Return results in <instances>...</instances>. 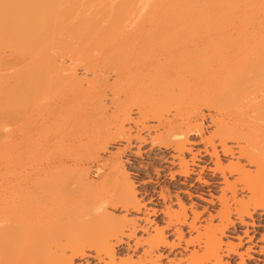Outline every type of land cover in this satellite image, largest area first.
Listing matches in <instances>:
<instances>
[{
  "label": "bare ground",
  "instance_id": "obj_1",
  "mask_svg": "<svg viewBox=\"0 0 264 264\" xmlns=\"http://www.w3.org/2000/svg\"><path fill=\"white\" fill-rule=\"evenodd\" d=\"M128 24L133 25L125 31ZM207 29L212 31H203ZM114 35L98 65L93 49L98 51ZM205 38L212 41L199 46ZM176 39L181 46L175 53L158 52L162 44ZM61 52L73 65L84 64L93 77L86 80L73 65L58 64ZM107 74H112V82ZM49 86L59 89L54 92ZM173 86L188 91V103L176 101L180 94L170 93ZM44 87L54 93L44 94ZM200 106L209 111L213 127L208 134L197 122ZM132 107L138 119L131 116ZM129 122L137 127L139 143L172 150L166 160L178 170H170L171 177L196 172L197 182L214 187L219 181L212 177L209 183L201 173L209 169L212 176L218 174L222 185L217 223L208 213L206 223L198 226V211L191 209L189 220L184 204L178 210L164 206L160 210L164 226L155 224L153 233L143 228L148 236L141 242L135 237L136 219L117 217L109 210L140 209L119 157L110 155L107 163L95 165L110 141L124 139V148H129ZM139 125L147 136L139 134ZM190 134L200 136L202 149L191 152ZM197 151L212 158L213 165L195 170ZM219 151L235 161L223 164ZM184 152L190 153L188 159ZM0 159L1 197L20 191L25 199L23 209L10 204L0 213V264H74L75 257L84 258L85 264H164L169 257L165 250L181 243L184 249L197 245L198 250L167 264H229L220 254L224 251L226 256H239L238 264H246L244 254L249 258L252 247L239 252V237L237 244H225L222 236L233 220L253 226L254 214L256 219L264 215V0H0ZM90 162L95 163L99 180L90 176ZM25 173L32 176L30 182ZM143 189L145 194L155 192ZM238 190L244 195L237 198ZM158 194L165 199L162 190ZM28 207L33 219H52L48 227L45 220L37 222L39 226L45 222L42 228L47 227V233L31 235L30 240L41 237V243L34 237L29 245L48 244L52 255L25 248L26 239L18 232L22 224L12 217L19 212L16 209L24 213ZM21 217L17 219L25 224L33 220ZM180 226L196 230L195 236L185 239ZM165 229L172 230L177 241L167 239ZM131 238L136 248L146 245L142 255L137 260L118 258L115 244L130 248ZM259 241L257 253L264 256V235ZM260 262L264 264V257L252 264Z\"/></svg>",
  "mask_w": 264,
  "mask_h": 264
},
{
  "label": "rangeland",
  "instance_id": "obj_2",
  "mask_svg": "<svg viewBox=\"0 0 264 264\" xmlns=\"http://www.w3.org/2000/svg\"><path fill=\"white\" fill-rule=\"evenodd\" d=\"M130 25H133V24H128L126 26V28H124L125 31L131 29ZM203 31H205V32L207 31L208 32V31H212V30L207 29V30H203ZM114 37L116 38V35H114L111 38V40H108V43L106 42V45L104 44V46H102L101 48L99 47L98 51L93 49V51H95V56H97L96 57V61L94 60L95 59L94 53H92L93 55H91V56L94 57L93 60L95 62H97L98 65H100V62H102V60L104 62V58L107 56L108 51H109V49L111 47V42L115 39ZM207 39L208 38H205L202 41H199V42H201V44L199 43V46L202 45L201 47H204L205 46V42H211L212 41L210 39H208L209 40L208 41ZM176 40L168 42L167 44H165V46L162 44V46H164V48L168 47L169 49L168 48L167 49H164V48L162 49V46L160 47L159 44H157L160 47L159 48V47L156 46L157 48H159V49H157L158 52H160V51L164 52L166 50L167 51L169 50V51H173V52L175 51L176 52L177 50H179V47L181 46V43L178 42V39H176ZM204 40H207V41L204 42ZM168 44H169V46H167ZM101 45L102 44H100V46ZM151 47H153V46H151ZM59 55L57 56L58 64L64 63V65H68V66H72L73 65L72 64V60L69 58V56L67 54H64V52H61V56L60 57H59ZM81 64H82V62H81ZM84 66H85L84 64H83V66L80 65V64L79 65H75L74 64L72 67H74L76 69V73L79 75V77L81 76V77H84L85 79L86 78L87 79H91L93 77V73H91L89 71H86ZM104 66H105V64H103V67H101V68H103L102 70L106 71L107 67L104 68ZM102 70H101V72H102ZM106 73H107V71H106ZM111 75L112 74L107 76V79H109L108 82H112ZM84 78H83V84H84V86H86V80L87 79L85 80ZM49 87H52V90H53V87H55L54 88V92H55L56 88H58V86L57 87L56 86H49ZM49 87H44L42 89V90L45 89V91L43 92L44 94L51 95V94L54 93L51 90V88L49 89ZM173 87H174L173 88L174 92H171L170 90H168V92L170 91L171 94L172 93L173 94L174 93L180 94L179 96H177L175 94L179 98V99H176V101L178 100V102L181 103V101L183 99H185V100H183L182 103L183 104H185L186 102L188 103L189 99H191L190 97H188V96H190L188 91L187 90L186 91L185 90H180L181 91L180 92V91H178V87L177 86H173ZM175 91H177V92H175ZM105 93H106L105 102H106V105H107L108 110H109L110 103H108L109 102L108 98L110 96H108V94L110 95V89L106 88ZM173 97H175V96L172 95V98ZM169 98H171V97H169ZM169 101H171V99ZM174 102L175 101L171 102L172 105L176 104V103L174 104ZM200 107H199V110H200L199 113H201V116H200V114H198L199 117H198L197 122L200 121L199 123H201L202 126H203V132L205 134H208L207 132L211 131L212 127H213L212 123L210 122L209 115H208L209 111H207L208 108H203L204 106H202L201 108ZM131 116L134 119L138 117V114H137V112H136L134 107H132ZM129 123H126V124H129V126L131 127L130 128V133L133 136V137L131 136V143L129 145V148H124V146L126 145V141L124 139L123 140L122 139L121 140H117L116 139V140L110 141L108 149L105 150V151L100 152L101 154L99 156V159L96 162L94 161L96 164L94 162H90L88 164L90 176L93 179H95V180H99V178L97 176V172L94 171L95 165L98 164L97 166L100 165V167H101L102 163L105 160L106 161L103 163V165L105 163H107V161L111 158L110 155L117 156V157H119V159L124 164V166H125V168L127 170L128 177L133 182V186L135 188V191H136V194H137V198L140 201V209L138 211L137 210H130L129 212H127V211H124L121 207H117L116 209L109 208V210L111 212H113L114 215L116 214L117 217H121L122 215L123 216L126 215L127 218H135L136 221H137V225L139 227L137 229L138 231L136 232V236L135 237L139 238L141 242L143 241V238L148 236L147 232L143 231V228L147 229L148 232L150 231V233H153V231H154L153 227L155 226V224L159 225V227H163L164 226V221H165L166 218H164L162 216V214L160 213V210H163L164 206H169L173 210H178L179 209V204L180 203L184 204V206L186 207V213H187V217L189 218V220H190L191 215H192L191 211L192 210L198 211L199 214H200L198 220L196 221L197 222L196 224L198 226H203L204 223H206V221L209 219L208 218L209 217L208 213L213 214L211 222L217 223L218 219H217V215H216L215 211L218 209V206H219V197H220V196H218L220 194L219 193L220 192L219 187H221V185H222V183H220V178L218 177V174L215 175V176H212V173H211V171L209 169H203L202 173H201V176H202L203 180H205V181H207L209 183L212 182V177H214V179L216 181H219V184H217V183L215 185L213 184L214 187H208L207 185L203 184L201 181L197 182L196 179H195L196 175H197L196 172L190 173V175L187 176V177H183L180 174H175L174 173L175 176L171 177L170 176L171 175L170 170H171V172H173V170H176V171L178 170V166H172L171 167V166H169V163L166 160V159L169 158L168 152H172V150L169 149V148L166 149V148H161V147H159V148L155 147V148L152 149V148H149L150 144L139 143V141L135 139V135L137 133V127L135 125H133V123H131V122H129ZM9 125H11V124L9 123ZM7 126H8V124L5 127H7ZM138 127H139V131H140L139 134L141 136H147V130L142 129L140 127V125ZM9 128H11V126ZM150 133L153 134L154 131L151 130ZM2 134H4V133H2ZM188 137H189L188 138L189 139L188 140L189 144H187V145L191 148V152H196V150L202 149L203 145H202V142L200 141V136L199 135L196 136L194 134H190ZM2 139H4V138H1V140ZM6 139H8V138H6ZM137 147H140L139 151L137 150ZM118 150H120L121 153ZM137 151H138V153H137ZM118 152H119V154H117ZM219 154H220V160H222L223 164H227L229 160L235 161L234 160L235 157L231 158L230 155L222 154L221 151H219ZM184 157L188 159L190 157V153L189 152H184ZM239 161H241V163L244 162V160H242V159H239ZM212 162H213V159L212 158L210 159L208 155L204 154V152L200 151L199 154H198V151H197V159L195 160V163L197 165H193V167H194L195 170H198V169H200L199 167H201V165L204 166V167L205 166H212L213 165ZM0 163H1V159H0ZM243 164L246 165V168L248 167V168L252 169V166L246 164L245 162ZM167 166H169L170 169H168ZM167 170H169V171H167ZM13 172L14 173H12V174L14 175L15 171H13ZM8 177H10V174L8 175ZM24 177L26 178V180L28 182H30V180L32 178L30 173H25ZM192 178H194V179H192ZM25 183H23L22 186ZM218 185H220V186H218ZM146 187L155 189V192L153 193V195L151 193H148V194L144 193V189L143 188H146ZM22 188L25 189V186H23ZM22 188H20V190ZM1 189H2V186H1V183H0V191H1L0 192V213L2 211H4L5 209H8L7 207H10V204H13V205H11L13 207L15 205V207L12 208V209L19 208L18 206H20V207L24 206V200L25 199L23 198L24 196H22L20 191L19 192L16 191L15 193L11 194L13 197H11V195H7L8 197L4 199V197H1V195H2V190ZM159 190H162L164 192V194L166 196L164 200L158 194ZM16 193H17V195H16ZM7 194H9V193L7 192ZM150 194L152 195L151 197H150ZM227 194H229V193L227 192ZM242 195H244V192L241 191V190H238L237 198L241 197ZM176 196H178V198H180V201L177 200ZM2 199H4V200H2ZM164 201H165V203H163ZM19 203H20V205H19ZM22 203H23V205H22ZM152 208L156 210L155 214H152V211H151ZM16 210L19 211L17 213L18 215L17 214L14 215L12 217V220L22 224V226H21L20 230H18V232H19V235L21 237H23V239H26L25 243H27V245H25L26 246L25 248L27 250H28V248L31 249V251L33 253H36L38 251H39L38 253H42L44 251L42 253L43 255L45 254V252H46L47 256H48V254L52 255L49 252H52L53 249H50L48 247V244H44V245L40 246L41 244L38 243L39 239L42 237L41 234H44L45 232L47 233V227L50 224H51L50 226H52L51 221L48 222L49 220H52V219L47 218L45 220L46 217L44 219H38V220L36 218L33 219L32 218L33 214L31 212L32 208H30V207H28V210H25L24 213H23V210H18V209H16ZM29 210H31V211H29ZM29 212H31V213H29ZM22 214H24V216ZM16 216H18L17 218H19L21 216H22L21 218L24 217V219L28 218L27 219L28 221H31L32 219L33 220H32L31 223L29 222L30 224H28L27 222L25 224V222L19 221V219H17ZM30 217H31V219H30ZM253 218L255 220V222L253 223V226L252 225L248 226V224L247 225H243L240 222H238L237 220H233V219H236V218H234V216L231 215V219L233 220V224H229L228 225L227 229L224 232V235L222 236V241L225 244H226V242L228 243V241L232 242L234 244H237L238 241H239L238 239H241V241H240L241 243H239L240 245L238 244V246H237V250L239 252H243L244 253V251H245L247 246L252 247L253 251L249 252V255H250L249 258L244 254V260H245L244 262L246 264H252V262L256 261V258H258V257L259 258H263L264 257V256H260L257 253V249L258 248L256 247L257 245L262 244V242L259 241V239H260V235H264V215L261 217L263 219H261V218L260 219H256L257 218V214L255 213ZM146 219H148V220H146ZM42 220L43 221L45 220L47 222L46 225L49 223L47 225L46 229L42 228V227L45 226V222L44 223L42 222L43 224H42V226L40 225L41 227L37 223V222L42 221ZM245 220L247 222L251 221L250 217H248V216L245 217ZM22 221H24V220H22ZM33 222H34V224H33ZM23 224H24V226H23ZM32 224L34 225V227L32 226ZM39 224H41V222H39ZM37 226H38L39 229H41V231L38 230V228H35ZM180 227L183 228V234L185 235V239H188V238H191L192 236H195L196 230H190L186 226H180ZM245 227H246L247 230L245 229ZM26 229H28V230H26ZM42 229H43V231H42ZM200 230H201V228H200ZM244 231H247L248 235H245ZM37 232H39V234ZM33 234L39 235L41 237L38 236L39 238H37V236H34L35 237L34 238L32 236L35 240H38V241L33 242L34 245L32 244L31 246H33V247H31L28 242L32 243V240H34L33 238H32V240H30L31 239L30 236L33 235ZM165 235L167 236V239L177 241V239L175 237H173L174 235H173V231L172 230L165 229ZM248 236H252L253 237V241L252 242L247 241ZM45 237H46V235H45ZM135 237H132V238H135ZM132 238L128 239L129 243L131 244L130 248H128L125 244H117V243L115 244V250H117V257L118 258L132 257V260L133 259L137 260V257L142 255V249L145 248L146 245L142 244L144 246L139 245L136 248L134 246L133 242H132V240H133ZM27 239H29L30 241L27 240ZM135 240L136 239H134V241ZM113 242H115V240H113ZM254 244H256V245L254 246ZM181 245L182 246L175 247L172 250H168V251H167L166 248L162 249V250L166 249L165 250V254H167L169 256L167 260L166 259L164 260V262H163L164 264H167L168 260H171V259L176 260L180 256H185V255L190 254V252L193 251V249L198 250V246L197 245H189L185 249H184V247H185L184 244L181 243ZM47 247H48V250L46 249ZM223 249H225V247H223ZM49 250H52V251H49ZM69 252L70 251H67L66 254L69 255L70 254ZM220 254H221V256H222L224 261L225 260L229 261V264H238L240 262V257L237 256V255L229 254V256H226L225 255V251H224V253L221 252ZM117 259H116V261L119 260V259L118 260ZM84 260H85L84 258L75 257L73 259V262H74V264H85ZM90 260H92V262L96 261L95 259H92V258H90ZM260 264H261V262H260Z\"/></svg>",
  "mask_w": 264,
  "mask_h": 264
}]
</instances>
